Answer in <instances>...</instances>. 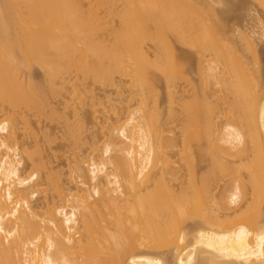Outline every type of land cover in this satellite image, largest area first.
<instances>
[{
	"label": "bare ground",
	"instance_id": "bare-ground-1",
	"mask_svg": "<svg viewBox=\"0 0 264 264\" xmlns=\"http://www.w3.org/2000/svg\"><path fill=\"white\" fill-rule=\"evenodd\" d=\"M262 15L264 0H0V264H264ZM94 86L124 97L104 95L105 140L82 155L84 118L52 101L96 105ZM43 118L65 125L67 175Z\"/></svg>",
	"mask_w": 264,
	"mask_h": 264
},
{
	"label": "rangeland",
	"instance_id": "rangeland-1",
	"mask_svg": "<svg viewBox=\"0 0 264 264\" xmlns=\"http://www.w3.org/2000/svg\"><path fill=\"white\" fill-rule=\"evenodd\" d=\"M226 10H228V9H226ZM230 15H232V17L230 16V19H232V25L233 26H236V27L239 26V28H242L243 30H246V31L248 29H250V27L252 26L251 19L249 17H246L245 15H243V13H241L240 11L233 12V14L231 13ZM240 16H242V17H240ZM262 17L264 18V15H262ZM233 19H235V20H233ZM262 48H264V47H262ZM260 55H262L261 52H260ZM263 63L264 62H262L261 64H263ZM94 89H95V93L94 94H97L96 96H98V100L99 101L102 99V97H104V95H107V94L110 95L111 94V93H107L106 92L108 90H105V89H103V88H101L99 86H94ZM69 92L70 91H65L63 93V95L56 97L52 101L53 102L52 105L56 109V111H57L56 113H58L59 115H67L68 113L70 114V112L72 111L73 113L78 112V115L80 114V116L82 118H84L82 120L83 121L85 120L84 123L86 124L85 126L87 127V129H86V131L84 133H82L83 142H82V145H80L78 151L82 155H86L85 153H88V151H87V150H89L88 147H90V145L92 143L99 141V145H101V143L105 140V138H103V136H104L103 132L104 131H99L98 130L99 127L97 125H98L99 122H96L97 125L96 124L93 125L92 123L95 120L97 121V118H98V120L100 119L102 121V119L105 118L104 113H105V115L107 117V114H108L107 112H108V109H109L110 106H109V104L107 102V99L105 97H104L105 100L103 98V101H100L101 102L100 104H97V101H98L97 99L93 100V101H96V105H93V106L91 104L92 102H90L91 99L89 101V98L87 100H86V98H84L85 99V102H84L85 105L82 103V107L80 105L81 102H78L77 100L75 101L77 105L79 104L77 106V108H78L77 111H75L73 109L76 107V104L74 103L73 106L70 104L71 103V99H70L71 97H70ZM109 95H108V97H109ZM64 96H65V98H64ZM123 97H119L116 94H113V95L111 94L110 95V98H112L111 104L118 106L117 102L119 101L120 98H123ZM113 100H114V102H113ZM99 101H98V103H99ZM65 102H67V104L69 103L70 106L69 105L68 106L70 108L66 107L67 109H65ZM72 102H74V101H72ZM124 105H126V103H124ZM161 105L163 107L165 105V103H163V104L161 103ZM79 108L81 109L80 111H79ZM85 113H87V115ZM78 115H76V116H78ZM80 116H78V118ZM88 116L90 118L89 120L86 119ZM71 117L68 118L69 120L71 119V124H76L74 122H76L77 120L76 121L74 119L72 120V118L75 117V116H73L72 118ZM75 119H77V117ZM40 127H41L40 129H42V132L48 133L50 135L52 141H53L51 146H50L51 154H54L56 156V159L55 158L51 159L52 164H53V168L55 169L56 172L59 171V172H62L63 174L67 175L69 173V171L71 170V168H72V164H73V162H72V154H73L74 149L62 137L63 133L65 131V125H64L63 121L62 120L51 121V120H49L47 118H43L41 120ZM180 149L181 148H178L177 150L174 151L176 153L178 152L177 154H174V155H176V157L172 154L174 156L173 161L177 163L176 167H178V168L183 164V162L180 159V155H178ZM50 152L48 153V155H50ZM66 178L67 177H64L63 179L66 180ZM165 180H166V183L168 185H173L174 187H179L180 186V182L171 180L169 176H165ZM201 224H202V222H201L200 219H198L197 217H191L190 219H188V221L186 222V224L184 226H185V228H187V227H191V226L193 227V225L196 226V225H201Z\"/></svg>",
	"mask_w": 264,
	"mask_h": 264
}]
</instances>
